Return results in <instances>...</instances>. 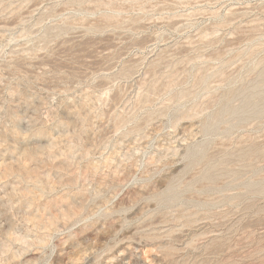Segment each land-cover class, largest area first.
I'll return each instance as SVG.
<instances>
[{"label":"rangeland","instance_id":"rangeland-1","mask_svg":"<svg viewBox=\"0 0 264 264\" xmlns=\"http://www.w3.org/2000/svg\"><path fill=\"white\" fill-rule=\"evenodd\" d=\"M0 264H264V0H0Z\"/></svg>","mask_w":264,"mask_h":264}]
</instances>
